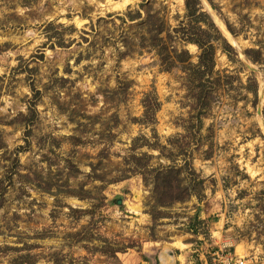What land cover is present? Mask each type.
Listing matches in <instances>:
<instances>
[{
	"label": "rangeland",
	"instance_id": "374dc122",
	"mask_svg": "<svg viewBox=\"0 0 264 264\" xmlns=\"http://www.w3.org/2000/svg\"><path fill=\"white\" fill-rule=\"evenodd\" d=\"M197 1L201 80L185 0H0V264H264V0Z\"/></svg>",
	"mask_w": 264,
	"mask_h": 264
},
{
	"label": "trees",
	"instance_id": "16d2710c",
	"mask_svg": "<svg viewBox=\"0 0 264 264\" xmlns=\"http://www.w3.org/2000/svg\"><path fill=\"white\" fill-rule=\"evenodd\" d=\"M185 9H186L187 15L194 17L195 19L197 17L203 18L207 26V28H204V29L199 27L200 29L198 30V32L184 31V33H182L183 39L190 41L192 43H195L198 46V48L200 49V54L198 55L197 63H192L190 61V56L187 51H181L180 53H176V51H174L173 53L175 54L176 60L188 63L186 70L188 74L191 75V79L197 78L198 80H201V78L204 76V73L212 72L213 67H214V48L215 47L212 44L210 38L211 37H213L214 39L219 38L226 51L230 49V46L225 42L224 38L220 35V33L216 31L214 24L207 19L206 14L203 11H200L197 0H185ZM209 29L213 30V32L215 33L214 36H210L211 33ZM206 93L207 91H204L202 87L199 91V97L197 99L199 100L200 98L205 97ZM203 108L204 107L200 108L199 110L202 111ZM167 179L168 177L166 176L165 171L159 172L155 176V179H154V191H156V193L162 192V194H166L167 196H169L168 200L179 199L181 197L180 195H171V192L170 193L163 192L165 191V189L169 190L171 188L168 185Z\"/></svg>",
	"mask_w": 264,
	"mask_h": 264
},
{
	"label": "built area",
	"instance_id": "2783aa9c",
	"mask_svg": "<svg viewBox=\"0 0 264 264\" xmlns=\"http://www.w3.org/2000/svg\"><path fill=\"white\" fill-rule=\"evenodd\" d=\"M200 264H262L256 256L250 254H237L236 252L227 251L224 248H218L203 257Z\"/></svg>",
	"mask_w": 264,
	"mask_h": 264
},
{
	"label": "bare ground",
	"instance_id": "6f19581e",
	"mask_svg": "<svg viewBox=\"0 0 264 264\" xmlns=\"http://www.w3.org/2000/svg\"><path fill=\"white\" fill-rule=\"evenodd\" d=\"M126 1H128V0H126ZM225 34H226V32H225ZM235 250H237V252H239V253H242V249H241V246L240 245H237L236 246V249ZM163 254V253H162ZM168 257H166V256H162V260L164 261V262H170V261H172L173 260V256L171 255V253L169 252L168 254Z\"/></svg>",
	"mask_w": 264,
	"mask_h": 264
},
{
	"label": "water",
	"instance_id": "95a60500",
	"mask_svg": "<svg viewBox=\"0 0 264 264\" xmlns=\"http://www.w3.org/2000/svg\"><path fill=\"white\" fill-rule=\"evenodd\" d=\"M228 33V32H227Z\"/></svg>",
	"mask_w": 264,
	"mask_h": 264
}]
</instances>
